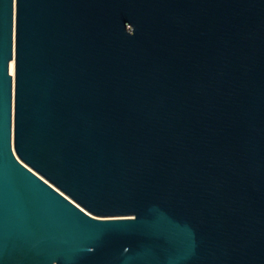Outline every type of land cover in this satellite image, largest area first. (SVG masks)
<instances>
[{
  "label": "water",
  "instance_id": "water-1",
  "mask_svg": "<svg viewBox=\"0 0 264 264\" xmlns=\"http://www.w3.org/2000/svg\"><path fill=\"white\" fill-rule=\"evenodd\" d=\"M0 264H264V0H0Z\"/></svg>",
  "mask_w": 264,
  "mask_h": 264
},
{
  "label": "bare ground",
  "instance_id": "bare-ground-1",
  "mask_svg": "<svg viewBox=\"0 0 264 264\" xmlns=\"http://www.w3.org/2000/svg\"><path fill=\"white\" fill-rule=\"evenodd\" d=\"M9 73L11 74V76H14V65H13V60L10 61L9 63Z\"/></svg>",
  "mask_w": 264,
  "mask_h": 264
}]
</instances>
